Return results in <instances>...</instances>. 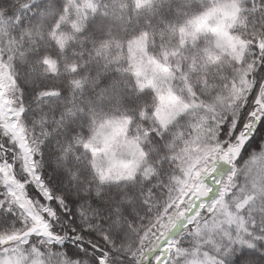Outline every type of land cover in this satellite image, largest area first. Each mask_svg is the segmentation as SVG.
<instances>
[{"label": "snow or ice", "instance_id": "snow-or-ice-1", "mask_svg": "<svg viewBox=\"0 0 264 264\" xmlns=\"http://www.w3.org/2000/svg\"><path fill=\"white\" fill-rule=\"evenodd\" d=\"M0 264H264V0H0Z\"/></svg>", "mask_w": 264, "mask_h": 264}]
</instances>
